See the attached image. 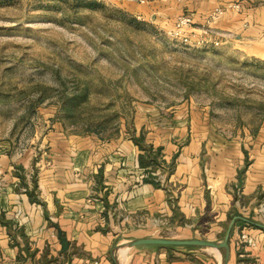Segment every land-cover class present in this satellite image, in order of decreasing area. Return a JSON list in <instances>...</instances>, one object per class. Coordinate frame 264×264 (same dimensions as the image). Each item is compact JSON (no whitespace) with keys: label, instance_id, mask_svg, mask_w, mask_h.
<instances>
[{"label":"crops","instance_id":"crops-1","mask_svg":"<svg viewBox=\"0 0 264 264\" xmlns=\"http://www.w3.org/2000/svg\"><path fill=\"white\" fill-rule=\"evenodd\" d=\"M117 4L165 31L188 15L192 39L264 61V0ZM141 109L131 134L101 139L55 125L35 151L0 147V264H264V122L225 138L195 110ZM147 146L159 148L162 161L147 167L158 185L143 180ZM226 236L220 249L129 245Z\"/></svg>","mask_w":264,"mask_h":264},{"label":"rangeland","instance_id":"rangeland-1","mask_svg":"<svg viewBox=\"0 0 264 264\" xmlns=\"http://www.w3.org/2000/svg\"><path fill=\"white\" fill-rule=\"evenodd\" d=\"M167 32L110 0H0V147L35 151L55 125L131 134L145 106L195 110L225 138L255 131L264 61Z\"/></svg>","mask_w":264,"mask_h":264},{"label":"water","instance_id":"water-1","mask_svg":"<svg viewBox=\"0 0 264 264\" xmlns=\"http://www.w3.org/2000/svg\"><path fill=\"white\" fill-rule=\"evenodd\" d=\"M57 236L60 240L62 250H66L67 241L61 235V232L57 230ZM226 239L221 242H213L201 239H190V240H178V239H163V238H145V239H137L129 242L130 246H136L140 244H161V245H191V246H205L212 247L216 249L226 248Z\"/></svg>","mask_w":264,"mask_h":264},{"label":"built area","instance_id":"built-area-1","mask_svg":"<svg viewBox=\"0 0 264 264\" xmlns=\"http://www.w3.org/2000/svg\"><path fill=\"white\" fill-rule=\"evenodd\" d=\"M94 1L100 2L103 0H94ZM110 1L120 2L122 0H110ZM220 13H221V10L216 9L214 12L209 14V16L206 20L207 23H209V21L214 19ZM191 24H192V20H191L190 16L179 15L175 20V26H174L173 30L168 31L167 34L178 38L181 43H183L184 45H188V46L193 45V42H197V43L205 42V40L202 39V36H201V38H198L196 40L191 38L190 34L187 32V29L190 28ZM206 33H207L206 29H203L202 34H206ZM213 44L215 45L216 43H213ZM241 238L245 239L246 235L242 234Z\"/></svg>","mask_w":264,"mask_h":264},{"label":"trees","instance_id":"trees-1","mask_svg":"<svg viewBox=\"0 0 264 264\" xmlns=\"http://www.w3.org/2000/svg\"><path fill=\"white\" fill-rule=\"evenodd\" d=\"M73 103H74V99L72 98V100H70V102L68 103L67 106L68 110H72ZM132 140L140 147L141 146L140 143L142 141V134L138 137H133ZM158 155H159V148L153 149L151 146H147L145 148V155L141 154L139 156V165H141V167H143L144 170L147 171L146 177L143 180L153 183L154 185H158V183L154 180L153 176L151 175L150 172L151 170H149L147 167L153 168L160 161H162V160H158Z\"/></svg>","mask_w":264,"mask_h":264}]
</instances>
